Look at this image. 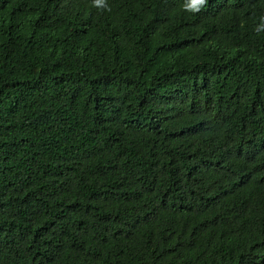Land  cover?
<instances>
[{
	"label": "trees",
	"instance_id": "1",
	"mask_svg": "<svg viewBox=\"0 0 264 264\" xmlns=\"http://www.w3.org/2000/svg\"><path fill=\"white\" fill-rule=\"evenodd\" d=\"M0 264H264V0H0Z\"/></svg>",
	"mask_w": 264,
	"mask_h": 264
}]
</instances>
